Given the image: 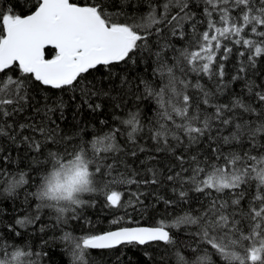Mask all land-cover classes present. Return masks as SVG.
Wrapping results in <instances>:
<instances>
[{"label":"snow or ice","instance_id":"6c2138e0","mask_svg":"<svg viewBox=\"0 0 264 264\" xmlns=\"http://www.w3.org/2000/svg\"><path fill=\"white\" fill-rule=\"evenodd\" d=\"M113 2L24 0L27 7L19 12L16 4L0 5V137L13 142L19 138L45 159L40 168L15 176L0 164L4 193L12 196L17 189L36 187L34 192L26 191L29 215L16 224L26 228L38 223L42 211L48 209L55 211L60 224L69 219L79 222L84 219L81 209L96 203L95 198L81 199V194H97L105 207L119 208L125 206L124 186L137 185L131 195L141 203L140 185L167 181L174 185V192L178 189V195L164 204L179 207L182 215L152 226L124 224L107 230L90 226L84 231L74 225L62 237L74 264H92L93 252L149 242L167 246L171 264H264V84L248 79L250 69L258 74L259 58L264 57V0H148L143 14L124 10L131 0H119L117 9L112 8ZM171 38L187 44L178 49ZM234 53L235 75L226 81V62ZM152 58L156 65L152 77L159 75V82L147 71L135 81L117 74V65L131 62L139 67ZM101 68L105 71L100 79L88 78ZM204 77L211 86L200 82ZM116 79L122 102L114 108L130 110L114 117L118 126L101 120L107 131L101 128L89 135L79 124L64 131L52 119L58 108L63 120V101L56 107L33 103L37 84L45 89L79 90L82 105L95 113L103 104L92 99H111ZM237 80L245 81L247 99L232 93L228 102H219L229 83ZM127 97L156 102L148 139L155 142L156 151L170 154L163 177L155 167H145V176L140 177L126 162L128 155H137L136 141L143 139L139 134L144 129L140 105L125 102ZM27 108L33 109V118L16 130L17 121L10 124L6 118L18 117ZM25 130L30 134L24 135ZM120 136L126 137L132 149L125 151L118 142ZM205 143L203 159L199 149L186 156L194 145ZM2 159L8 161L7 156ZM33 161L41 163L37 157ZM42 170L46 174L34 179L33 173ZM29 196L32 203H28ZM111 223L122 222L114 219ZM9 227L15 237L21 236L15 225ZM181 228L191 229V245L181 247L174 238L172 230ZM30 255L19 248L11 252L4 248L0 264H17L20 257Z\"/></svg>","mask_w":264,"mask_h":264},{"label":"trees","instance_id":"16d2710c","mask_svg":"<svg viewBox=\"0 0 264 264\" xmlns=\"http://www.w3.org/2000/svg\"><path fill=\"white\" fill-rule=\"evenodd\" d=\"M83 2V0H81ZM11 4H16L15 11H21L22 7H27L24 0H0V5L7 7ZM148 0H131L127 8L124 10L129 13H146ZM120 7L119 0H114L112 8L117 9ZM176 47L182 48L187 44V41H180L178 38H171ZM51 52V49L46 50ZM169 59H172V53L169 52ZM154 58L146 60L139 67L131 64L117 65L115 66L118 76L127 77L130 80L135 81L138 75H142L145 71L154 82H159V75L152 77V69L156 66L153 62ZM237 58L235 53L226 62V81H231V77L235 75V67ZM105 70L101 68L99 72L93 73L88 78L92 79L94 75L96 79H100V74ZM257 75H253L252 70H249L248 79L255 80L257 85L264 84V57L259 58ZM177 75H180L177 72ZM189 79H193L189 76ZM206 86H211V81L207 77H204L200 81ZM116 90L111 91V99L104 98L102 101L93 98L92 103L101 102L103 107L97 112H91L86 105H82V98L79 90L73 93L72 90L66 89L64 91L45 89L43 86L36 85L34 90L36 99L33 101L37 106H43L48 104L49 106L56 107L58 101H63V120L60 119V109L57 108L56 112L52 114V119L60 123L61 128L64 131H68L71 128H75L78 124L81 127H86L88 134L96 132L98 129L103 128L100 124L101 120L108 122L110 126H118V119L122 117L129 108L115 107L114 105L120 104L122 101L119 99L120 93L119 80L116 79ZM244 80H237L229 83L228 88L224 94L219 97V102H228L230 95L235 93L237 95L244 96L247 99V90L244 87ZM104 87L108 89V84L105 82ZM135 88V83L133 84ZM127 88V85H125ZM143 89L141 88V91ZM195 94V89H190ZM214 91V89H213ZM75 96V99H73ZM125 102H134L140 105L141 118L144 120V129L139 134L143 139H137L135 145L136 156L128 155L126 162L130 166L131 170L140 172V177L145 176V167H155L161 169V176L165 175L164 169L169 165L170 161L166 157H169V153L158 152L154 148V141L148 139L149 121L154 123L156 117V102L154 99H146L143 102L136 101L135 97H127ZM81 105V107H77ZM131 110H135L134 107ZM42 114V113H41ZM33 118V109L27 108L25 112L18 115V117L6 118L8 123L17 121L14 125L16 130L19 129V124L24 123L26 120ZM39 120V116L34 117ZM6 131L12 132V129ZM103 131H107V128H103ZM14 134V132H13ZM24 135H29V131L25 130ZM186 139V138H185ZM120 145L128 151L132 149V144L126 142L125 136L118 138ZM175 143V142H173ZM206 143L202 145H194L192 151L186 153V156L190 157L195 154L199 149L201 150L199 155L203 159L202 149L206 148ZM143 148L144 151H140ZM117 156L121 153H116ZM7 156L8 161L4 162L3 157ZM157 157L156 160H152L151 157ZM33 157H37L40 160V164L33 161ZM141 161H145L146 164H142ZM112 162L111 160L108 161ZM45 163L44 157H38L37 154L28 149L26 143H21L18 138L15 142L9 140L7 137H0V164L7 168L8 171L15 176L17 172L24 171L31 173L33 168H40ZM188 165L185 164V167ZM123 166H120V171H123ZM46 174L43 170L39 173H33L34 179H38ZM148 176L151 174L148 173ZM140 177H137L139 179ZM18 178V177H17ZM146 178V177H145ZM174 185L171 182L163 181L159 185H140L139 191L144 193L140 197L141 203H136L132 198V193L138 190L137 185H127L121 188L124 192L123 200L125 206L119 208L105 207V202L102 198H99L97 194L85 193L81 194V199L91 201L95 198V206H84L81 211L84 219L79 222L69 219L67 223L60 224L57 222L56 213L53 209L44 210L41 213V220L38 223L29 224L28 227H21L16 224L17 219H22L26 215H29L27 211V204L25 203L26 191L34 192L36 190L35 184L31 189H17L15 194L9 196L3 192V185L0 184V251L7 248L9 252L14 248H19L22 251L31 253L30 256H22L19 258L17 264H29L30 261H36V264H74L71 252L67 242L62 239L65 232H71L73 226L82 227L84 231H87L89 227L96 229L107 230L109 228H116L127 224L128 226H152L159 222L161 219H166L170 222L175 215H182V211L179 207H172L164 204V200L175 198L178 195L177 191H173ZM189 195H195V193H189ZM249 198L252 193H248ZM204 198L201 197V200ZM33 198L29 196L28 203H32ZM130 202V203H129ZM38 203V202H36ZM248 201L245 200L244 204L247 205ZM198 205H194L196 207ZM35 204H33V208ZM66 216L68 214H65ZM120 220L121 224H112L113 220ZM88 221H91L89 225ZM135 222L132 223V222ZM10 225H15L17 231L21 233V236L15 237V233L10 231ZM43 228V231H41ZM173 236L177 243L183 247L185 245H191L193 243L191 239V229L181 228L173 229ZM77 235L80 232L76 233ZM15 237V239H14ZM167 246L163 243H151L143 246L136 244L121 245L114 249L102 250L91 253L90 259L92 264H171L172 256L170 250L166 251Z\"/></svg>","mask_w":264,"mask_h":264},{"label":"water","instance_id":"95a60500","mask_svg":"<svg viewBox=\"0 0 264 264\" xmlns=\"http://www.w3.org/2000/svg\"><path fill=\"white\" fill-rule=\"evenodd\" d=\"M46 50H47V49H46ZM151 243H157V242H149V243H146V244H144V245L151 244ZM125 245H128V244H125ZM136 245H138V244H136ZM139 246H143V245H139Z\"/></svg>","mask_w":264,"mask_h":264}]
</instances>
